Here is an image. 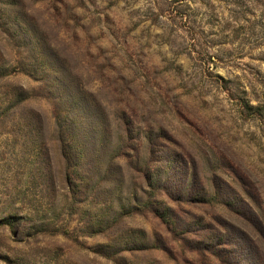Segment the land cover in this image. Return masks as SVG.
I'll return each mask as SVG.
<instances>
[{"label":"rangeland","instance_id":"374dc122","mask_svg":"<svg viewBox=\"0 0 264 264\" xmlns=\"http://www.w3.org/2000/svg\"><path fill=\"white\" fill-rule=\"evenodd\" d=\"M0 104V264H264V0H0Z\"/></svg>","mask_w":264,"mask_h":264},{"label":"trees","instance_id":"16d2710c","mask_svg":"<svg viewBox=\"0 0 264 264\" xmlns=\"http://www.w3.org/2000/svg\"><path fill=\"white\" fill-rule=\"evenodd\" d=\"M8 100H12V99H8ZM13 108H16V106L13 105ZM30 118H33L32 115H30ZM9 121H13V122H25L27 121V119L24 120H20L16 118V114L12 113V108L10 107H6L5 105L0 104V125H4ZM38 123H42V119L39 117V119L37 120ZM64 129V128H63ZM68 132H70V134L73 132V130H69Z\"/></svg>","mask_w":264,"mask_h":264}]
</instances>
